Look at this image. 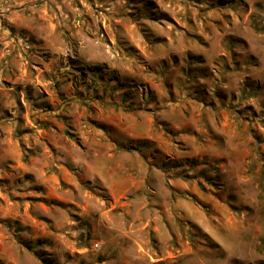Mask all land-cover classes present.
Wrapping results in <instances>:
<instances>
[{"label":"rangeland","instance_id":"obj_1","mask_svg":"<svg viewBox=\"0 0 264 264\" xmlns=\"http://www.w3.org/2000/svg\"><path fill=\"white\" fill-rule=\"evenodd\" d=\"M264 264V0H0V264Z\"/></svg>","mask_w":264,"mask_h":264},{"label":"trees","instance_id":"obj_2","mask_svg":"<svg viewBox=\"0 0 264 264\" xmlns=\"http://www.w3.org/2000/svg\"><path fill=\"white\" fill-rule=\"evenodd\" d=\"M46 262H48V264H53V262L51 260H47Z\"/></svg>","mask_w":264,"mask_h":264}]
</instances>
